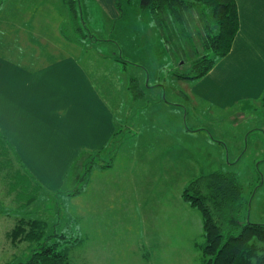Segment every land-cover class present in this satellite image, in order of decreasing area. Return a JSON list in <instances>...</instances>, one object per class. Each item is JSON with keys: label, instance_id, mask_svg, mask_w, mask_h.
<instances>
[{"label": "rangeland", "instance_id": "obj_1", "mask_svg": "<svg viewBox=\"0 0 264 264\" xmlns=\"http://www.w3.org/2000/svg\"><path fill=\"white\" fill-rule=\"evenodd\" d=\"M20 1L0 0L1 58H20L28 52L22 50L47 45L48 40L73 46L53 55L77 56L87 70L85 75L117 111L118 128L105 150L80 153L71 162L68 180L56 192L39 187L0 134V264L28 262L35 253L52 246L68 253L67 264H199L197 248L199 258L192 259V245L203 218L198 212L197 222L196 214L186 206L183 212L179 203L191 180L215 172L237 175L244 188L248 219L264 224V105L225 111L196 102L189 90L196 80L188 82L178 76L187 73L203 55L197 28L206 31L207 21L214 28L208 9H204L200 26L190 22L187 33L178 29L176 34L162 28L148 10L140 7H133L116 29L97 13L96 32L78 20L85 35L80 37L65 1L51 0L47 5L58 7L56 15L62 19L55 28L59 37H51L55 29H48L46 23L42 26L40 19H25L24 27L18 6L23 9L25 2ZM77 1L79 8L87 0ZM27 26L28 32L43 35H22ZM23 28L25 32H21ZM79 37L85 40L82 45L74 39ZM148 85L154 88L148 89ZM51 91L57 94L53 87ZM143 93L142 101L131 102L132 94ZM47 99L51 102L52 98ZM164 100L165 105L158 103ZM163 108L165 139L167 130L186 122V115L191 128H205L202 133L208 137L194 138L201 144L193 146L195 159L176 151L171 157L165 153L164 162L131 147L136 140H148L146 131L141 136L135 134L137 117L144 119V130L149 126L151 140L152 120L158 117L153 112ZM211 135L221 146L209 142ZM172 141L180 143L181 137L177 135ZM67 165L60 164L59 171L63 173ZM201 230L203 227L198 233Z\"/></svg>", "mask_w": 264, "mask_h": 264}, {"label": "crops", "instance_id": "obj_2", "mask_svg": "<svg viewBox=\"0 0 264 264\" xmlns=\"http://www.w3.org/2000/svg\"><path fill=\"white\" fill-rule=\"evenodd\" d=\"M50 1L23 0L24 8L18 6V12L22 15L24 27H26L25 19L32 21L33 18L40 19L42 26L44 23L49 25L50 30L52 26L53 29L58 27L62 19L60 20L59 14L56 15L59 13L58 7L52 8L47 5ZM235 1L238 8L239 29L231 51L219 59L208 74L196 80L192 89L189 86L194 101L197 99L201 103L206 102L203 104L225 111L234 107H241L243 110V108L250 109L254 105L256 108L258 105H264V0ZM133 7L144 9L139 0H121L120 7L119 0H87L84 6L81 4L79 6L80 18L91 32H96L95 28H99V25H95V19L99 18L97 16L99 13L101 18L107 19L105 21L109 23L110 28L116 29L119 21H123ZM29 29L26 28V32L24 28L21 29V32H25L22 35H43L41 32H28ZM58 31V28L54 32L51 31L49 36L59 37ZM74 39L81 45L85 42L80 37ZM37 42L42 43V41ZM46 43L47 45L44 46L40 44L22 50L28 52L23 53L25 56L20 58L10 59L0 56V134L11 145L16 158L25 166L36 183L49 192H56L65 186L73 166L72 164L69 169L71 162L73 160L75 162L80 153L105 150L115 137L118 123L117 111L111 109L94 81L85 75L87 70L77 56L73 53L69 56L53 55L70 46L66 42L48 40ZM71 47L69 50L72 49ZM43 58L45 62L42 61ZM52 87L53 90L56 89L57 94L52 93ZM151 88L154 86L148 85V89ZM163 92L165 94V91ZM47 96L52 98L51 102ZM141 97L137 99L132 94L130 100L133 104H137L145 96ZM13 100L16 102L12 104ZM158 103L165 105V100ZM178 107L181 109L184 106L178 105ZM66 110L67 115H65ZM153 113H157L158 117L152 120L151 140L149 126H147L148 130H144L146 127L144 119L137 117L135 134L141 136L146 131L148 140L141 142L136 140L131 144L133 150L138 153H148L155 160L161 158L164 162L165 153L171 157L181 152L182 155L187 154L189 160H192L191 157L195 159L197 151L193 146L194 144L201 146V144L194 138L199 135L205 137L207 134L202 133L205 128L194 129L187 125L188 111L185 109L183 114L186 116L183 117V121L186 122L178 123L177 126L167 130L168 138L165 139V109H158ZM159 113H162L161 118ZM145 119L148 123L149 119ZM156 128L159 129L158 133L155 132ZM177 135L181 137L180 143L172 141ZM213 137L211 135L209 142L221 146ZM178 145L181 149L174 150ZM170 160L171 158H168L166 161ZM60 164H68L63 173L59 171ZM52 167L55 170H51ZM179 205L183 212L186 210L184 206L190 209L196 214L197 222H200L197 214L199 211L183 199L182 204ZM202 227L203 224L197 226L198 232ZM197 233L192 245V259L195 260L199 257L194 241L201 237L202 230Z\"/></svg>", "mask_w": 264, "mask_h": 264}, {"label": "trees", "instance_id": "obj_3", "mask_svg": "<svg viewBox=\"0 0 264 264\" xmlns=\"http://www.w3.org/2000/svg\"><path fill=\"white\" fill-rule=\"evenodd\" d=\"M139 1L141 7L152 14L156 23L175 34L178 29L187 33L189 29L186 25L190 22L195 21L197 26H200L204 9L211 12L214 28L209 21L204 23L206 28L204 32L196 27L203 43V55L197 57V61L187 73L178 75L180 78L197 80L204 77L219 59L231 51L239 29L235 0ZM77 3V0H65L75 29L79 31L78 35L85 37L82 34V25L80 26L78 21L80 12ZM120 5L121 0L119 7ZM162 16L165 17V22ZM142 95L134 96L140 98ZM23 167L35 181L25 166ZM37 184L44 189L39 183ZM182 197L185 202L198 210L203 218L202 234L195 242L201 257L200 264H264V224L252 223L248 219V213L245 211L247 200L244 197V188L235 173L215 172L193 179L186 185ZM64 250L66 251V248ZM67 263L68 253L59 252L57 246H52L42 253H35L28 262L22 264Z\"/></svg>", "mask_w": 264, "mask_h": 264}]
</instances>
